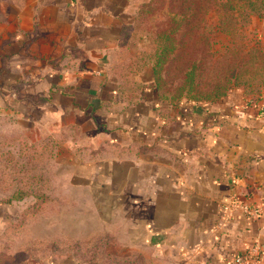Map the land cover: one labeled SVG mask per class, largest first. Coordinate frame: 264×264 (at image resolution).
Returning a JSON list of instances; mask_svg holds the SVG:
<instances>
[{
    "label": "crops",
    "instance_id": "obj_1",
    "mask_svg": "<svg viewBox=\"0 0 264 264\" xmlns=\"http://www.w3.org/2000/svg\"><path fill=\"white\" fill-rule=\"evenodd\" d=\"M145 1L0 0V131L32 143L69 132L70 150L118 149L104 165L72 169L85 172L77 184L86 215L64 219L73 237L79 220L107 221L83 230L116 237L123 264L126 254L146 264H225L254 240L264 253V216L216 229L232 199L264 205V83L216 102L163 98L153 64L132 62L126 37ZM249 30L264 40V13ZM14 205L0 199V264H77L7 242Z\"/></svg>",
    "mask_w": 264,
    "mask_h": 264
},
{
    "label": "rangeland",
    "instance_id": "obj_2",
    "mask_svg": "<svg viewBox=\"0 0 264 264\" xmlns=\"http://www.w3.org/2000/svg\"><path fill=\"white\" fill-rule=\"evenodd\" d=\"M146 2L156 9L155 12L139 20L128 38L132 45L129 52L134 57L132 62L140 65L153 64L155 33L164 29L163 25L171 19H177L178 13L171 0ZM220 3L214 5L211 0H206L205 15L200 16L199 33L182 38L190 45L184 60L170 59L164 65L159 84L163 98L216 102L234 89L257 94L264 69V40L255 36L249 25L252 17L263 15L264 1L257 0L252 7H247V0L242 2L243 11L238 16L233 15L228 7L233 6V0H221ZM193 62L196 64L194 67ZM190 69L193 71L186 74ZM71 135L61 131L34 144L18 139L9 130L0 131V199H4L11 189L24 192L22 200L9 203L15 204L17 219L11 223L13 231L7 236V242L23 245L24 250L36 256L72 255L77 264H123V260L118 259L116 237L86 235L83 230L84 226L91 224L102 227L108 224L107 221L99 220L93 224L79 220L82 229L79 226L74 230L78 235L73 237L71 221L64 219L71 212L86 215V189L84 185L77 184L86 181L85 172L77 174L72 169L87 161L104 165L117 158L118 149L103 145L87 149L80 145L70 150ZM5 165L8 176L22 181L24 189L16 188V185L4 188L1 181L5 182L2 176ZM73 199L81 203L78 211ZM20 213H24L22 219ZM126 257V264H146L143 258L138 261L133 254H126Z\"/></svg>",
    "mask_w": 264,
    "mask_h": 264
},
{
    "label": "trees",
    "instance_id": "obj_3",
    "mask_svg": "<svg viewBox=\"0 0 264 264\" xmlns=\"http://www.w3.org/2000/svg\"><path fill=\"white\" fill-rule=\"evenodd\" d=\"M172 6L177 7V19L173 18L169 22H167L165 25H163V28L161 31H158L155 33L154 37V44H155V53H154V61H153V70L155 73V88L160 93V83L162 81V70L166 62L170 59H176V60H184L186 53L190 50V45L188 40L184 41V35L190 37V35H193L194 33H199L200 30V23L201 19L200 16L205 15V6L206 0H171ZM214 5H220L221 0H211ZM246 0H233V6H228L230 11H233V15L238 16V14L242 13L243 11V3ZM257 0H247L248 5L247 7H252L255 5ZM260 2H263L264 0H259ZM150 2V1H149ZM149 2L143 3L140 5L139 10L137 12V15L135 17V24L131 26L129 31L127 32V42L130 35V32L132 28L137 24L139 20H143L145 15H149L150 12H155L156 9H153ZM174 3V4H173ZM219 3V4H216ZM251 10V9H250ZM248 10V11H250ZM255 10V9H253ZM253 11L251 10L250 13ZM255 12H258L255 10ZM264 13V9L262 11ZM262 16V15H261ZM192 18V19H191ZM181 36V37H180ZM180 37V38H179ZM189 53L187 54V57H189ZM257 59V56H256ZM260 59V58H259ZM196 60V59H193ZM196 64L193 62L192 67H194ZM193 71V69H190V71H187L186 74H189V72ZM261 78L259 79L260 86L262 87L264 83V69L261 73ZM234 78V77H233ZM260 87V88H261ZM257 90L258 93L260 91ZM18 138V137H17ZM20 139V138H18ZM23 140V139H20ZM36 144V143H34ZM34 144L32 146H34ZM7 166L5 165L3 169V178H5V182L1 181V184L4 185V188L6 187H14L16 188L24 189L25 184L18 180H13V177L11 175L8 176ZM5 172V174H4ZM39 184V183H38ZM1 185V187L3 186ZM7 191V190H6ZM6 197L3 199L6 203H11L12 201H20L22 200L24 196L23 191L11 189L8 190L6 193ZM27 212V211H26ZM24 216V213L21 214L20 219H22ZM138 261H141V257H137ZM126 264V263H125Z\"/></svg>",
    "mask_w": 264,
    "mask_h": 264
},
{
    "label": "built area",
    "instance_id": "obj_4",
    "mask_svg": "<svg viewBox=\"0 0 264 264\" xmlns=\"http://www.w3.org/2000/svg\"><path fill=\"white\" fill-rule=\"evenodd\" d=\"M260 115H264V106H257ZM264 216L263 204H251L232 199L229 203L223 205L219 212L216 229H224L236 217L256 220ZM225 264H264V253L262 252L260 242L254 240L247 245L245 249L237 255L228 259Z\"/></svg>",
    "mask_w": 264,
    "mask_h": 264
}]
</instances>
